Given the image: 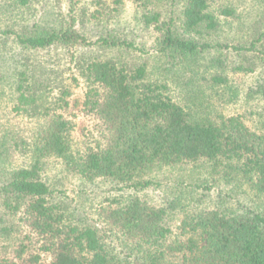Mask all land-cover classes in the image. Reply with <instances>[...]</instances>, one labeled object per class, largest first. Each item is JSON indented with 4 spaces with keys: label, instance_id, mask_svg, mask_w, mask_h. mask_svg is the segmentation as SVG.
<instances>
[{
    "label": "trees",
    "instance_id": "obj_1",
    "mask_svg": "<svg viewBox=\"0 0 264 264\" xmlns=\"http://www.w3.org/2000/svg\"><path fill=\"white\" fill-rule=\"evenodd\" d=\"M131 1L141 8L143 23L158 33L155 48L169 61H198L214 47L202 36L230 27L240 17L227 0H181L178 20H165L158 8L152 9L167 0ZM18 40L28 49L85 43L72 25L24 28ZM209 62L212 68L226 67L216 55ZM254 68L238 64L234 70ZM84 70L89 87L82 111L99 142L71 155L66 140L70 122L62 113L45 112L46 121L33 141L34 161L0 183L1 209L5 215H18L26 228L12 255L0 256V264H264V217L249 208L189 214L178 227L185 236L180 239L171 238L166 208L136 195L107 198L98 211L99 225L74 221L53 200V190L40 174L41 160L49 156L62 158L70 172L87 180L107 181L116 191L148 186L141 174L155 167L201 161L220 169L235 163L264 196V134L249 130L240 116L217 122L194 118L172 99L166 85L147 81L144 64L92 60ZM207 83L223 99L220 90H226L228 79L216 71ZM18 89L22 103H35L28 87L21 83ZM248 93L264 99V78ZM234 97L236 92L228 96ZM5 222L0 215V232L11 238L16 230Z\"/></svg>",
    "mask_w": 264,
    "mask_h": 264
},
{
    "label": "rangeland",
    "instance_id": "obj_2",
    "mask_svg": "<svg viewBox=\"0 0 264 264\" xmlns=\"http://www.w3.org/2000/svg\"><path fill=\"white\" fill-rule=\"evenodd\" d=\"M227 3L235 7L239 19L230 27L204 34L203 40L214 47L198 61L189 62L169 61L156 50L158 33L143 23L141 8L131 0H0V183L13 170L34 161L33 141L46 121V111L62 113L70 122L66 140L71 155L99 142L92 121L82 111L89 87L84 68L92 60L144 64L147 81L166 85L172 99L194 118L217 122L221 117L240 116L249 130L264 134V99L248 93L264 78V0ZM157 8L163 19L178 20L182 2L167 0L152 6ZM69 25L84 36L85 43L28 49L18 40L24 28ZM213 55L224 60V69L210 67ZM238 64L255 68L236 71ZM216 71L228 79L226 90H220L223 99L207 83ZM21 83L34 93L35 103L19 100ZM232 91L236 97L229 99ZM234 164L220 169L201 161L155 167L141 174L150 181L148 186L117 191L103 179L90 181L70 172L60 157L43 158L40 174L53 190V200L74 221L99 225L98 211L107 198L136 195L165 207L171 238L184 239L178 228L181 220L200 210L232 213L249 208L264 217V196L256 191L252 177ZM0 215L16 230L11 238L0 232V256L10 257L26 228L18 215H5L1 206Z\"/></svg>",
    "mask_w": 264,
    "mask_h": 264
}]
</instances>
